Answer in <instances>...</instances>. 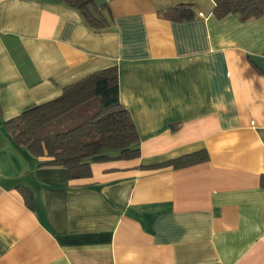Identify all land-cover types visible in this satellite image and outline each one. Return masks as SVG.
<instances>
[{
  "label": "crops",
  "instance_id": "crops-1",
  "mask_svg": "<svg viewBox=\"0 0 264 264\" xmlns=\"http://www.w3.org/2000/svg\"><path fill=\"white\" fill-rule=\"evenodd\" d=\"M101 2L110 26L93 31L59 0H0V264H264V16L217 20L213 0ZM178 5L193 18L164 16ZM110 67L138 158L69 179L2 126ZM79 110L70 118L91 113ZM201 150L206 162L144 168Z\"/></svg>",
  "mask_w": 264,
  "mask_h": 264
},
{
  "label": "trees",
  "instance_id": "trees-1",
  "mask_svg": "<svg viewBox=\"0 0 264 264\" xmlns=\"http://www.w3.org/2000/svg\"><path fill=\"white\" fill-rule=\"evenodd\" d=\"M77 11L93 31L110 26V13L102 0H59ZM213 16L217 19L233 14L244 22L264 16V0H213ZM184 22L193 18L190 5H178L164 16ZM99 100L98 108L72 128L41 134L40 130L56 118L86 104ZM13 142L35 158L50 159L46 164L67 170L69 179L91 176L90 165L113 160H132L140 156V139L135 124L119 100L118 71L116 67L99 70L65 86L61 94L41 104L25 107L20 114L2 124ZM208 160L205 150L184 155L159 165L144 167L157 169L186 168ZM264 186V178H261ZM24 203L34 209L32 194L18 187Z\"/></svg>",
  "mask_w": 264,
  "mask_h": 264
},
{
  "label": "rangeland",
  "instance_id": "rangeland-1",
  "mask_svg": "<svg viewBox=\"0 0 264 264\" xmlns=\"http://www.w3.org/2000/svg\"><path fill=\"white\" fill-rule=\"evenodd\" d=\"M87 103H89V104H85L87 106H80L81 108H77V109L73 110V112L66 113L63 116L56 118L55 120H53V122L44 126L40 130V133L41 134H44V133L52 134L55 132H63V131H66V130L72 128L73 126H75V124L80 122L79 120L82 121L84 119H72L70 117L75 115L78 111H80L79 109H81V110L82 109H88V111H91V113H93L98 108L99 100L97 98H93L92 100H90ZM84 107H86V108H84ZM82 111H84V110H82ZM82 118H84V117H82Z\"/></svg>",
  "mask_w": 264,
  "mask_h": 264
}]
</instances>
